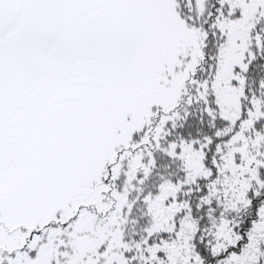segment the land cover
Segmentation results:
<instances>
[{
	"label": "rangeland",
	"instance_id": "rangeland-1",
	"mask_svg": "<svg viewBox=\"0 0 264 264\" xmlns=\"http://www.w3.org/2000/svg\"><path fill=\"white\" fill-rule=\"evenodd\" d=\"M203 2L196 0L198 11ZM175 8L174 0H0V264L141 262L136 242L123 241L130 194L152 166L147 140L168 134L185 100L183 107L200 102L209 110L211 96L227 122L217 135L231 134L217 146L210 180L208 140L164 149L182 177L143 199L141 240L170 235L154 264L200 262L187 203L201 180H208L207 202L218 200L224 211L256 196L264 181V97L240 117L264 0H220L212 28L224 41L214 74L202 80L195 74L204 33ZM230 225L211 223L212 255L241 239ZM245 238L207 264H264V204Z\"/></svg>",
	"mask_w": 264,
	"mask_h": 264
},
{
	"label": "trees",
	"instance_id": "trees-1",
	"mask_svg": "<svg viewBox=\"0 0 264 264\" xmlns=\"http://www.w3.org/2000/svg\"><path fill=\"white\" fill-rule=\"evenodd\" d=\"M176 5V13L190 27L199 29L203 35V43L201 46L202 58L196 71V78L210 79L216 68V59L219 46L223 43V36L212 28L219 8L220 0H204L202 9L198 11L196 0H174ZM261 33L260 45L251 47L252 57L248 60L244 76V100L242 103L241 117H245V109L249 108V101L255 98L264 97L261 93L263 77H264V24L257 25L253 34ZM209 110L206 105L200 102H192L188 106L186 100L179 105V116L175 119L172 126L166 127L168 134L159 139V143L155 144L153 140H147L152 153V166L149 173L142 180L138 193L130 194V207L126 212L129 220L124 229V239L126 242H136L134 245L139 248L141 262L145 264L155 262V257H162L163 251L161 243L170 240V235L166 233H157L141 240L142 230L147 226V215L143 199L147 194L156 193L157 187L163 181L176 182L182 177V169L179 160L168 156L164 149L172 143L179 142H199L208 140L207 146L203 149V165L206 169L211 170L210 179L215 175V157L217 146L221 142H226L231 134L217 135L219 130L225 129L227 122L216 113V106L213 104L212 97L208 96ZM259 125V121L255 123V127ZM164 131V132H166ZM142 132L134 138L133 142H138L142 137ZM146 141V142H147ZM145 145V144H142ZM261 185L257 187L256 196H245L248 205L244 208L235 206L237 210H223L224 204L218 200L207 202L209 196L208 180H201L197 188L190 194L188 198L189 217L192 221H196V230L191 241L192 251L201 258L199 263H213L215 260L226 255L229 251L238 249L240 243L246 241V233L250 228L251 220L257 216V210L264 204V181L261 179ZM201 188V189H200ZM221 220L230 222L232 231L240 235L235 246H229L220 253L212 255L207 240L212 242L209 237L211 223H217ZM160 241H162L160 243ZM154 248H160L153 254ZM264 249V243L261 245ZM156 255V256H155ZM197 259H200V258ZM141 262L137 264H141ZM130 264H136L132 261ZM164 264V263H160ZM256 264H260L259 262Z\"/></svg>",
	"mask_w": 264,
	"mask_h": 264
},
{
	"label": "water",
	"instance_id": "water-1",
	"mask_svg": "<svg viewBox=\"0 0 264 264\" xmlns=\"http://www.w3.org/2000/svg\"><path fill=\"white\" fill-rule=\"evenodd\" d=\"M5 253V252H4ZM11 255H13V253H11Z\"/></svg>",
	"mask_w": 264,
	"mask_h": 264
}]
</instances>
